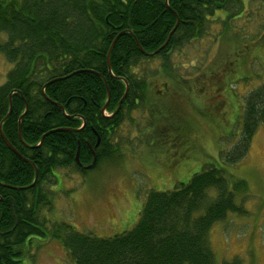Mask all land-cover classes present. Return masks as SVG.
Wrapping results in <instances>:
<instances>
[{
    "label": "trees",
    "instance_id": "obj_1",
    "mask_svg": "<svg viewBox=\"0 0 264 264\" xmlns=\"http://www.w3.org/2000/svg\"><path fill=\"white\" fill-rule=\"evenodd\" d=\"M242 6L243 0H0V56L13 64L0 85V128L12 144L0 131V264H21L29 237L47 234L40 213L51 205L54 169L86 174L115 159L118 128L150 91L151 80L139 75L144 63L162 59L157 72L176 81L174 50L210 35L215 23L229 24ZM217 10L227 17H216ZM263 122L264 81L246 94L241 135L223 151L224 161L245 157ZM233 182L231 188L225 169L209 163L174 188L150 190L130 230L97 236L67 222L51 230L74 264H217L213 225L245 211L235 192L246 181Z\"/></svg>",
    "mask_w": 264,
    "mask_h": 264
},
{
    "label": "rangeland",
    "instance_id": "obj_2",
    "mask_svg": "<svg viewBox=\"0 0 264 264\" xmlns=\"http://www.w3.org/2000/svg\"><path fill=\"white\" fill-rule=\"evenodd\" d=\"M243 1L229 24L215 23L210 35L174 50L176 81L157 72L162 59L144 63L139 75L152 87L117 129L113 161L86 174L54 169L51 205L40 213L47 234L29 237L21 264H74L53 235L54 224L67 222L97 236L130 230L150 190L174 188L209 163L225 169L231 188L235 179L247 184L235 192V202L245 211L229 212L211 229L217 264L234 257L243 264H264V122L239 162L224 161L223 155L241 135L246 94L264 81V0ZM227 15L226 10L215 14ZM12 66L1 54L0 85ZM167 80L171 83L163 85Z\"/></svg>",
    "mask_w": 264,
    "mask_h": 264
},
{
    "label": "water",
    "instance_id": "obj_3",
    "mask_svg": "<svg viewBox=\"0 0 264 264\" xmlns=\"http://www.w3.org/2000/svg\"><path fill=\"white\" fill-rule=\"evenodd\" d=\"M171 36V35H170ZM165 45V44H164ZM163 45V46H164ZM162 46V47H163ZM127 91H128V86H127V88H126V92H125V94H124V96H123V98L121 99V101L119 102V105H118V108H117V111L120 109V107H121V104H122V101L124 100V97H125V95H126V93H127ZM109 99H110V93H109V98H108V101H107V103L105 104V106L103 107V110H105V108H106V105L108 104V102H109ZM10 113H11V110L9 111V114L8 115H10ZM0 131H1V134H2V136L5 138V140L7 141V143L12 147V144L9 142V140L6 138V136H5V134H4V132H3V129H2V123H1V128H0ZM14 148V147H13ZM95 161H96V156H95V158H94V160H93V163H95ZM89 167L91 166V164L90 165H88ZM37 176H38V173L36 172V178H37ZM34 183H32L31 185H33Z\"/></svg>",
    "mask_w": 264,
    "mask_h": 264
},
{
    "label": "flooded vegetation",
    "instance_id": "obj_4",
    "mask_svg": "<svg viewBox=\"0 0 264 264\" xmlns=\"http://www.w3.org/2000/svg\"><path fill=\"white\" fill-rule=\"evenodd\" d=\"M141 68V67H140ZM163 86V85H162Z\"/></svg>",
    "mask_w": 264,
    "mask_h": 264
}]
</instances>
